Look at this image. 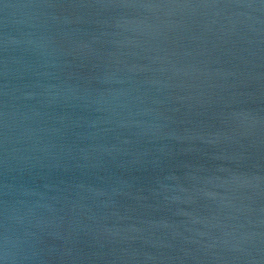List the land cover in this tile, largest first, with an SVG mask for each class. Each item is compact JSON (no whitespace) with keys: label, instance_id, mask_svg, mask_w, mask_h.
Returning a JSON list of instances; mask_svg holds the SVG:
<instances>
[{"label":"water","instance_id":"1","mask_svg":"<svg viewBox=\"0 0 264 264\" xmlns=\"http://www.w3.org/2000/svg\"><path fill=\"white\" fill-rule=\"evenodd\" d=\"M0 264H264V0H0Z\"/></svg>","mask_w":264,"mask_h":264}]
</instances>
